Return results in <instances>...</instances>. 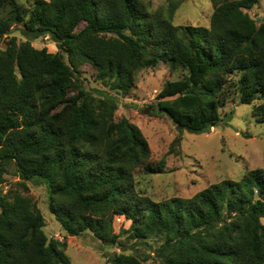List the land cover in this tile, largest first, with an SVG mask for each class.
<instances>
[{"label": "trees", "instance_id": "obj_1", "mask_svg": "<svg viewBox=\"0 0 264 264\" xmlns=\"http://www.w3.org/2000/svg\"><path fill=\"white\" fill-rule=\"evenodd\" d=\"M16 1L0 0V11ZM33 1L16 17L26 41L13 37L0 49V264H71L66 242L46 234L37 202L4 194L11 164L23 184L46 186L49 212L72 237L90 231L115 245L127 235L150 249L154 239L155 264H264V168L160 202L138 193L134 177L139 169L165 174L184 133L204 134L232 118L222 115L231 99L261 101L252 115L264 124V22L248 14L259 0H212L210 25L186 28L173 24L174 2L163 14L142 0ZM12 24L0 14V42ZM47 36L56 53L32 45ZM160 63L185 76L167 81L150 107L180 134L153 164L140 128L116 119L112 92L128 94L139 71ZM85 64L108 90L85 89ZM118 216L131 225L117 234ZM151 257L135 251L109 260L154 264Z\"/></svg>", "mask_w": 264, "mask_h": 264}, {"label": "rangeland", "instance_id": "obj_2", "mask_svg": "<svg viewBox=\"0 0 264 264\" xmlns=\"http://www.w3.org/2000/svg\"><path fill=\"white\" fill-rule=\"evenodd\" d=\"M48 1V0H47ZM152 12L168 13L170 5L178 4L172 21L177 27L210 25L213 13L212 0H142ZM34 7L33 0H17L15 4L4 7L0 14L6 19H12L10 36L0 42V49L15 37L18 43L25 42L22 34L24 23L18 22V13L30 12ZM258 24L264 22V0L248 12ZM28 18L26 19V21ZM82 28V27H81ZM79 28V30L81 29ZM32 45L37 49L47 48L50 53H56L58 48L50 37H42ZM82 80L86 90H108L96 78L97 71L89 64L81 67ZM185 76L183 69L175 72L167 63H160L153 68H144L136 75L134 89L128 94L112 92L118 100L116 119L126 118L138 126L146 137L150 149V161L157 164L168 152L171 144L179 137L177 127L167 117L150 115V107L158 102V94L167 81L177 80ZM261 104L256 101L253 105L239 104L231 99L222 109V115L231 113L232 118L204 134L194 135L184 133L181 141V154L166 157V173L147 175L142 169L134 173L136 190L142 196L160 202L174 197L189 198L211 184L223 180H238L248 171L264 168V124L255 121L252 115L253 106ZM57 108V112H59ZM24 186L27 187L25 191ZM4 194L17 191L29 194L38 204L45 220V232L49 239H57L67 244L66 254L71 264H112L111 259L116 254L140 253L151 254L149 263H157L153 252L160 244L157 240H149L150 246L140 242L135 245L127 235L120 238L115 245H106L98 240L90 231L81 236L68 235L55 220L48 209V191L40 182L23 184L14 164L9 166L6 183L3 185ZM131 221L123 216L114 220V230L118 234L121 229H129ZM138 249V250H137Z\"/></svg>", "mask_w": 264, "mask_h": 264}]
</instances>
